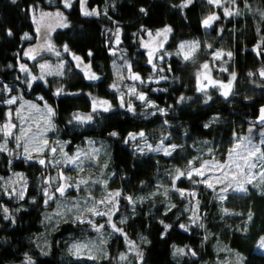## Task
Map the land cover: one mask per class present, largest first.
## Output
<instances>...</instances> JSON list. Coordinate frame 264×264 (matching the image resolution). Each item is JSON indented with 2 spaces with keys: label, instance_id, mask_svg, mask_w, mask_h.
Returning <instances> with one entry per match:
<instances>
[{
  "label": "trees",
  "instance_id": "obj_1",
  "mask_svg": "<svg viewBox=\"0 0 264 264\" xmlns=\"http://www.w3.org/2000/svg\"><path fill=\"white\" fill-rule=\"evenodd\" d=\"M184 3L185 0H87L88 6H97L99 12L85 16L79 0H73L67 9V26L56 28L52 39L57 46H66L90 60L97 79H89L69 58L65 74L49 76L47 81L38 79L28 86L21 79L18 61L24 46L36 37L29 7L31 4L55 7L62 1L0 0V119L5 117L8 94L40 95L53 107L55 130L69 147L89 137H103L110 142L105 169L111 171L114 184L132 194L158 188L135 203L124 198L122 232L111 237L106 256L95 259L75 256L68 245L72 238L85 233V226L63 219L47 229L46 243L41 244L39 233L45 228V204L40 167L24 157H12L0 147V176L14 169L29 178L22 197L0 193V264L22 260L27 254L34 264H118L117 252L127 245V239L136 241L142 254L127 264H216L217 247L225 242L241 253L240 264H264V252L256 247L264 235V187L251 186L245 192L229 193L222 200L206 184L199 183L198 176L190 179L186 173L212 152L222 156L228 150L238 118L247 125H255L247 117L256 115L264 103V75L260 73L264 68V0H221V5L230 4L234 10L228 16L221 12L208 27L204 26V18L220 10L221 5L192 0L187 7H180ZM141 8L146 11L141 12ZM166 24L171 28L162 60L166 76L146 81L142 86L157 109L142 108L139 102L131 110L121 107L111 87L115 78L112 67L115 55L110 50L113 29L120 30L125 56L145 77L151 64L137 34ZM25 33L28 38H24ZM187 39L196 41V48L188 56L176 50L179 42ZM257 42L256 51L253 45ZM218 48L231 52L226 73L236 74L227 96L217 85L207 88L197 85L198 65L205 59L212 60V52ZM186 56L189 58L185 59ZM56 86L64 92L55 95ZM96 95L111 100L112 106L107 111L95 110L88 123L78 125L72 121L74 111L93 107ZM208 112H220L223 118L216 125L188 128ZM162 118L176 129L185 125L190 141L203 138L212 141V145L209 148L199 145L198 151L182 143L168 151L170 155L140 148V130ZM1 139L0 136V142ZM180 172L185 175L179 176ZM181 187L197 189L200 219H191L192 203L185 192L183 196L180 194ZM4 204L10 207L11 216L6 215Z\"/></svg>",
  "mask_w": 264,
  "mask_h": 264
},
{
  "label": "rangeland",
  "instance_id": "obj_2",
  "mask_svg": "<svg viewBox=\"0 0 264 264\" xmlns=\"http://www.w3.org/2000/svg\"><path fill=\"white\" fill-rule=\"evenodd\" d=\"M79 3L82 11L81 0H79ZM214 5H221V0H219L218 4L214 3ZM67 9L63 3L55 7H43L39 4L30 5L29 11L35 25L36 37L33 42L24 46L18 61L20 70L21 65L27 68V72L21 71V79L28 86L35 81L32 79L34 76L42 77L41 80L47 81L49 76L65 74L69 64L67 59L69 58L73 60L77 67L83 70L87 77L92 75L97 77V73L91 67L90 60L70 51L66 47H59L53 42V31L58 27L67 25L69 22ZM84 9L89 12L95 10L96 14L99 12L97 6L90 7L87 2L84 5ZM226 9L230 13L234 10L230 4L221 5L220 10L210 12L204 19L213 15L218 17L221 12L223 15L228 16L225 13ZM57 12L62 13V16L56 15ZM45 13H50L51 15H44ZM213 21H210V25ZM166 27L170 28L166 24L157 29L145 30V33L137 34L140 47H143L147 53L148 62L151 59V70L145 77L133 68L132 63L125 56V45L122 42L120 30L117 28L113 29L110 50L115 55L112 60L115 78L111 87L120 105L123 102L124 106L132 107L139 102L142 108H148L152 111L157 109L153 106L154 102L148 98L147 92L142 86L147 84L146 81H155L166 76L162 72L164 69L162 60L165 52H167L165 46L171 31L159 37L156 35L158 31ZM38 28L39 31H37ZM182 45L183 47H181ZM258 46L259 42L254 44L253 48L257 51ZM195 48L196 41L187 39L180 41L176 50L188 56ZM25 53L28 54L26 55ZM229 53L231 54L228 49L218 48L213 50L212 60L205 59L200 62L197 68V85L199 88L217 85L221 91L229 93L236 76L235 72L228 71L226 73L228 70L227 57ZM77 57L79 59H76ZM205 64L208 65L207 69L204 68ZM41 65L45 67L41 68ZM262 72H264V68L260 70V73ZM133 76H139V79H133ZM224 85L228 87H224ZM56 89H61V87L56 86ZM62 92L64 91L62 90ZM141 95L145 97L144 100L139 99ZM10 99H15V103H6V113L5 117L0 119V129H3L5 124L15 125V127L0 130V136L2 137L0 145L12 157H24L28 161H34L40 167L39 181L44 193L43 201L45 204V228L39 233L42 237L41 244L46 243L47 229L54 226L57 222L63 219L84 221L82 224L85 226V233L70 240L68 245L69 252L75 256L84 257L106 256L108 254V242L117 232L112 225L122 230L121 221L125 218L122 213L124 198L129 200L128 198L131 197V202L135 203L152 194L158 189L157 186L151 190L143 189L135 194L129 193L123 186L114 184L113 180L110 179L111 171L105 169V163L109 158L110 142L108 140L103 137H89L85 141L75 143L69 147L67 140L61 137L55 130L54 115H50L47 111L48 107L52 109L53 107L47 100L40 95L31 97L23 92L8 94L5 102ZM101 101H105L106 103H100ZM111 106V100L96 95L93 107L86 111H74L72 121L78 125L88 123L91 120L88 117L92 118L94 108L97 110ZM9 113H11L10 116ZM74 115H79L82 118V122L74 120ZM222 118L223 116L220 112H208L202 115L197 123L189 124L188 128L195 130L201 125H216ZM240 120V118L236 120L233 141L222 156H216L212 152L211 155L190 166L186 173L195 168H200L204 161L228 162L230 150L245 137H250L253 143L260 144L261 140L264 139L260 135L264 133V124L257 125L254 123L255 125H247L243 123L244 121ZM179 127L180 129L173 128L165 118L149 123L145 128L140 130V133L143 132L144 135L141 137L139 147L161 151L167 149L171 151L173 145L179 146L182 143H187L190 146L196 147L199 151V145H204L206 148L212 145V141L208 142V140L203 138L198 139L197 142L190 141L185 131V125L181 124ZM250 129L251 132L249 131ZM9 131L10 135L7 134ZM24 133H27V135ZM150 133H152L151 137H149ZM52 149H55V151H52ZM40 160H44L45 164H40ZM204 171L206 176L212 178L210 182L215 185L211 188L213 194L222 200L229 193H240L241 191L236 190L239 184H244L247 190L251 186L256 188L264 187V176L260 175L262 171L260 168L253 169L251 176H240L235 180H232L230 176L222 184L215 182V177L224 179L218 169H205ZM198 177L200 180L205 178ZM248 179L252 180L250 184L247 183ZM82 181H86V183H81ZM28 182L29 178L22 171L13 169L7 175L0 176V193H6L17 198L22 197ZM229 182H231V187L228 188L227 192H223L222 189L227 187ZM58 187H64L65 191L63 194L56 191ZM181 190L186 193L192 203L189 212L191 219H200L202 212L199 208L197 189L194 187H181ZM117 192L120 195L114 196L113 194ZM192 193H195V195L193 196ZM101 201H104V203H101ZM3 206L4 210H7L6 215L11 216L10 207L6 204ZM89 209H95L96 212L107 213V215H95ZM100 225L104 227L99 228ZM262 237L264 235L260 236L256 247L264 252V247L260 246ZM217 251L218 261L216 264H240L241 253L229 246L227 242L218 245ZM121 256L124 259H121ZM140 256L138 243L133 239H127V245L119 249L116 257L118 264H127L138 259ZM9 264L34 263L31 256L27 254L22 260L10 262Z\"/></svg>",
  "mask_w": 264,
  "mask_h": 264
},
{
  "label": "snow or ice",
  "instance_id": "obj_3",
  "mask_svg": "<svg viewBox=\"0 0 264 264\" xmlns=\"http://www.w3.org/2000/svg\"><path fill=\"white\" fill-rule=\"evenodd\" d=\"M86 2H87V0H81L82 14L85 15V16L96 14L95 10L89 12L86 9H84V5L86 4ZM208 2L209 3H217L218 4L219 0H208ZM233 2H234V0H233ZM62 3H63L65 8H70L72 6V0H62ZM191 3H192V0H186V2L184 4L180 5V7H187ZM140 11L141 12H145L146 10L144 8H141ZM225 13L227 15H231L232 14V13L228 12L227 9L225 10ZM44 15H51V14L50 13H45ZM56 15L62 16V13L57 12ZM215 19H218V17H216L215 15L209 16L207 19H205L203 21L204 26L205 27L210 26V21H213ZM63 26L66 27L67 25H63ZM37 31H39V28L37 29ZM170 31H171V29L166 27L165 29H163L161 31H158L156 33V35L159 37V36H162L165 33L170 32ZM11 34L12 33L9 30L8 35H11ZM149 35H151V33H149ZM24 38H28V34L27 33L24 34ZM181 47H183V45ZM25 54L27 55L28 53H25ZM89 55H91V53H89ZM229 55H231V54L229 53ZM188 58L189 57H187V56L185 57V59H188ZM76 59H79V58L77 57ZM149 63H151V59L149 60ZM20 67H21V71L27 72V68L24 65H21ZM44 67H45L44 65H41V68H44ZM204 68L207 69L208 65L205 64ZM261 75H264V72H262ZM88 78L89 79H97V77L95 75L89 76ZM132 78L133 79H139V76H133ZM32 79L33 80L42 79V77H35L34 76V77H32ZM113 87H115V86L113 85ZM224 87H228V86L224 85ZM61 92H62V89H58L57 92L55 93V95H60ZM223 95L227 96L228 92H224ZM139 99L144 100L145 97L143 95H141L139 97ZM6 103L13 104V103H15V99H10V100L6 101ZM100 103H106V102L105 101H101ZM33 107H35V106L33 105ZM121 107H123V102H121ZM129 109L131 110V106H129ZM93 110L95 111V108ZM104 110L107 111L108 108H105ZM47 111H48V113L50 115H54V110L51 107H48ZM161 111H163V110H161ZM260 111H261L260 120H261V122H264V108H261ZM10 115H11V113H9V116ZM73 119L76 120V121H81L82 122V118L79 115H74ZM88 119L90 120L91 117H88ZM70 123H71V121H70ZM11 127H15V125L5 124L3 126V129H0V130L10 129ZM206 127H207V125H206ZM249 131L251 132V129ZM7 134L10 135L11 134L10 131ZM24 134L27 135V133H24ZM110 135L115 136V135H117V133H111ZM139 135L142 137L144 135V133L141 132ZM260 135H261L262 138H264V133H261ZM129 136L132 137L133 139L135 138L131 133L129 134ZM17 139H19V137H17ZM262 145H264V139L261 140L260 144H256V143L252 142L250 137H245V138L241 139L240 142L237 143L233 149L230 150V152H229V161L228 162L220 163V162L204 161L201 164L200 168H195L192 171H189L187 173V176L190 179L192 178L193 175L205 177L203 180L199 181V183L206 184V186L208 188H213L215 185L212 182H210V180L212 178L206 176V173L204 171L205 169H208V170H210V169H218L221 172V174L224 177V179L222 180L220 177H215V182L217 184L224 183V180H228V178L230 176H231L232 180H235L237 177H240V176H251L252 170L256 169V168H260L262 170L260 175L264 176V147H262ZM0 147H2V146H0ZM175 147H176L175 145L172 146L173 149H175ZM52 151H55V149H52ZM165 154L170 155L171 153L168 152L167 149H165ZM77 159H78V157H77ZM71 162L74 163L75 161H71ZM39 163L43 165V164H45V161L44 160H40ZM184 175H185V173H183V172L179 173V176H184ZM251 182H252L251 179L247 180V183L250 184ZM81 183H86V181H82ZM69 187H71V185H69ZM230 187H231V182H229L228 186L223 188L222 191L223 192H227L228 188H230ZM236 190L237 191H241V192L247 191V189L244 187V184H239ZM56 191L61 193V194H63L65 189H64V187H58L56 189ZM180 194L183 196L184 192L181 191ZM113 195L114 196H119L120 193L117 192V193H114ZM192 195L194 196L195 193H192ZM49 199H51V197H49ZM128 199L131 202V197H129ZM45 203H47V201H45ZM101 203H104V201H101ZM6 211L7 210L5 209V212ZM89 211L93 212V214H95V215H107V213L96 212L95 209H89ZM5 218H7V217H5ZM80 222L83 223L84 221H80ZM89 223H91V221H89ZM103 227H104L103 225L99 226V228H103ZM112 227L117 232L122 231L121 229L116 228L115 225H112ZM165 227L168 228L170 226L166 225ZM180 227L183 228L184 225H181ZM97 230H99V229H97ZM260 246L264 247V237L261 238ZM180 251H182V250H180ZM194 254L195 253H193V255ZM89 259H95V257L90 256ZM121 259H124V257L121 256Z\"/></svg>",
  "mask_w": 264,
  "mask_h": 264
},
{
  "label": "water",
  "instance_id": "obj_4",
  "mask_svg": "<svg viewBox=\"0 0 264 264\" xmlns=\"http://www.w3.org/2000/svg\"><path fill=\"white\" fill-rule=\"evenodd\" d=\"M261 108H264V103H262L259 108H258V112L256 115H253V116H249L247 117L248 121L250 122H253V123H256L257 125H262L264 124V122H261L260 120V116H261Z\"/></svg>",
  "mask_w": 264,
  "mask_h": 264
}]
</instances>
